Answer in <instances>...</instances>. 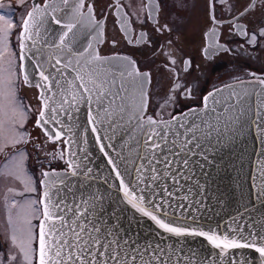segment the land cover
<instances>
[{"label": "snow or ice", "instance_id": "1", "mask_svg": "<svg viewBox=\"0 0 264 264\" xmlns=\"http://www.w3.org/2000/svg\"><path fill=\"white\" fill-rule=\"evenodd\" d=\"M185 2L186 0H178L181 7ZM62 4L67 8L65 15L51 16L52 21L65 29L59 35V43L52 45L63 53L61 57L53 61L50 54L45 60L42 50L31 56L25 52L28 47L25 41L32 40L36 34L33 29L38 25L42 26V18L46 17L49 11L55 13L58 6L48 3L41 5L37 0H33L31 10L23 18L20 25L21 31L18 34L19 59L20 61L31 60L39 76L35 86L41 89L39 99L42 106L38 113L37 126L44 129L49 140H58L63 134L55 127V125H63L60 117L66 116L71 120L73 108L78 110L80 104L87 105L88 123L92 125V132L98 131V125L107 124L104 131L111 132L112 135H105V139L112 141L118 132L127 137L120 150H116L115 146L109 143L101 144V151L107 147L115 152V158L109 156L108 152L104 154L108 157V163L119 181V188L123 192L126 203L131 205L137 213L149 218L165 233L177 237H204L220 250L218 255H227L230 249L251 248L264 258V234L249 232L246 235L239 219L234 221L236 227L231 228V232L234 233L231 236H222L212 230L205 232L176 223L180 217L184 216L187 207L185 203L178 201H186L187 196L177 197L175 193L180 191L182 180L191 178L188 175L191 157L196 154V149L203 147L202 139H211L213 133L219 131L216 124L209 119V114L219 118L215 105H219L221 101L216 99L215 93L204 97L203 114L190 109L188 113L182 114L183 119L172 117L169 121L162 118L158 121L152 116L145 117L144 86L149 73L140 72L127 57L122 58L125 61L123 65H111L110 61L88 52L92 47L90 43L83 51H74L72 45L75 42L76 32L73 30L79 31V26H82L86 19H91L93 6L89 5L87 14H83L84 0H62ZM147 4L150 19L153 18L152 13L163 9L164 0H147ZM257 8L264 10V0H261L259 4L256 0H249V4L234 19H243ZM211 19L215 21V15ZM0 21H5L8 28L14 26L10 17L0 16ZM166 27L161 26L156 30L163 31ZM168 30L171 31V29ZM229 30L247 37L246 43L253 52L258 51L261 43H264V20L253 24L251 31L239 24L229 25ZM8 37L9 32L4 30L3 40L0 42L7 45ZM211 38L212 44L204 49L206 57L219 53L221 50L231 51L225 45L215 43V29L211 33ZM140 39H143V35ZM172 63L175 64V61ZM21 71L24 72L23 64H21ZM73 73H75L74 76ZM125 77L130 78L139 92V101L133 104L131 109L125 103L128 94ZM23 82L31 83L26 72L23 74ZM260 83L264 84V80ZM210 97L213 104L211 108L208 107ZM19 103L22 126L24 113L31 111V108L30 106L24 108L22 101ZM225 103L229 106L222 111L235 113L228 123L232 126L238 125L237 130L242 129L244 126L242 118L246 115L245 97L237 95ZM46 113L48 118H45ZM23 135V133L19 134L20 139L16 143L30 142L23 140ZM97 140H100L99 136ZM65 143L68 144L69 141ZM12 147H15V143ZM2 151L3 149L0 148V152ZM17 153L23 156L19 149ZM201 155L206 158L203 152ZM60 158H63L62 153ZM68 168L69 174L59 181L63 184V189H57L51 194L49 191L43 193L46 202H41L44 203V207L36 236L37 247H32L34 226L30 217L33 215V206L36 201H31L22 206L25 209L22 223L26 240L17 245L16 236L11 237L12 244L18 249L21 259L18 261L16 255H10L7 260L0 258V264H13L14 261L17 264H33L34 257H36V264H173L170 249L162 248L159 244L138 247V242L131 239L134 233L121 232L119 209L113 208L106 218V195L98 188L96 192H90L87 198L80 197L79 201L75 196L71 199L67 195L61 196L64 190L72 192V187L65 183L69 176H80L89 180L92 178L93 170L82 163H75L70 159ZM43 175L49 177L48 172H44ZM103 182L108 183L106 178ZM88 187H91V184ZM11 206L16 207L15 204ZM173 213L177 215L173 216ZM9 224L15 227L11 218ZM175 264H181V262L177 260ZM189 264L193 262L189 261ZM221 264H225V261H221ZM226 264H247V261L236 258L233 254L228 256Z\"/></svg>", "mask_w": 264, "mask_h": 264}, {"label": "flooded vegetation", "instance_id": "2", "mask_svg": "<svg viewBox=\"0 0 264 264\" xmlns=\"http://www.w3.org/2000/svg\"><path fill=\"white\" fill-rule=\"evenodd\" d=\"M46 1L49 0H37L41 5ZM256 2L259 4L261 0ZM248 4L249 0H186L181 7L178 0H164L163 9L152 13L153 18L149 19L147 0H84L82 11L92 5V16L101 25L97 54L127 57L140 72L149 73L144 116L159 121L201 106L205 95L225 83L264 80V43L253 52L246 43L247 37L229 30V25L239 24L251 31L253 24L264 20V10L260 8L243 19H234ZM32 5L33 0H0V16L10 17L14 25L8 28L5 21H0V41L4 30L9 32L8 44L0 42V148L3 149L0 152V210L2 215H12L21 222L20 226L15 224L8 228L0 221V258L5 260L10 255H16L18 261L21 259L11 237L16 236L17 245L26 240L22 206L31 201H36L30 217L34 226L32 247L35 248L42 173L67 166L63 140H49L36 124L40 108L38 90L32 81L23 82L18 65L17 35ZM213 15L215 21L211 19ZM161 26L167 27L157 31ZM213 29L215 43L231 51L221 50L206 57L204 49L213 42ZM21 101L24 108H31L24 113L22 126ZM20 133L24 134L23 140L30 142L16 143ZM10 182L14 183L13 192Z\"/></svg>", "mask_w": 264, "mask_h": 264}, {"label": "water", "instance_id": "3", "mask_svg": "<svg viewBox=\"0 0 264 264\" xmlns=\"http://www.w3.org/2000/svg\"><path fill=\"white\" fill-rule=\"evenodd\" d=\"M46 3L54 4L58 6V9L55 13L49 11L48 15L42 18V26L38 25L33 29L36 34L32 40L25 41L28 46L25 52L31 56L42 50L45 60L51 54L54 61L55 58L61 57L63 53L58 48L52 47V45L59 43V35L65 29L52 21L51 16L63 17L67 8L62 4V0H49ZM82 13L87 14V11H82ZM73 31L76 32L75 42L72 45L74 51L81 52L90 43L92 47L88 52L99 55L96 52V45L102 35L101 25L100 23L97 25V21L94 20L93 16L90 20L86 19L82 26H79V31L76 29ZM17 36V58L19 59L20 38L19 35ZM100 57L110 61L111 65H123L125 63L122 59L124 57L118 55H103ZM21 64L24 65V72L29 75V80L35 85L39 81L35 65L29 59L24 61L19 59L18 65L22 79L24 72L21 71ZM74 75L75 73H73ZM125 80L128 88L125 103L131 109L133 104L139 101V92L135 89L130 78L125 77ZM146 82L144 94L147 86ZM37 90L38 100H40L41 89L37 88ZM210 93H215L216 99L221 101L219 105H215L218 109L219 118L217 119L209 114V119L216 124L219 131L218 133H213L211 139H202L203 147L196 149V154L191 157L188 172L191 178L182 180L180 191L175 193L177 197L187 196L186 201H178L185 203L187 207L184 211V216L180 217L176 223L201 229L205 232L212 230L222 236H231L234 235L231 232V228L236 227L234 221L239 219L246 235L249 232L264 234V84H261L259 80L247 79L225 83L214 88L205 96ZM237 95L245 97L246 109V115L242 118L244 126L239 130H237L238 125L232 126L228 123L235 114L234 111H222V109L229 106L225 102ZM204 97L201 106L183 110L172 117L183 119L182 114L188 113L190 109H195L203 114ZM49 104L52 106L51 101H49ZM41 106L40 101L39 111ZM208 107H213L211 97L208 101ZM71 111L73 117L71 120L66 116H61L60 119L63 121V125H55L63 133L60 139L64 143L67 166L64 169L43 171V173L48 172L49 177H45L42 173V178L39 182L38 199L41 212L37 220V233L44 207V203L41 202H46L43 193L49 191L51 194L57 189H63L64 186L59 181L69 174L68 161L71 159L75 163H82L91 168L93 170L92 178L89 180L80 176H69L65 183L72 187V192L64 190L61 192V196L67 195L69 199L75 196L77 201H79L80 197L87 198L90 192L94 193L98 188L100 192L106 195V218L113 208L119 209L121 232L134 233V235H131V239L138 242V247L143 248L148 244H159L162 248H168L170 249L173 264L177 260L181 264H189V261H192L193 264H221V261H225L226 264L228 256L233 254H235L236 258L247 261V264H262L264 262V258H261L251 248L230 249L227 255H218L220 250L216 249L204 237H177L165 233L149 218L137 213L131 205L126 203L123 192L119 188V181L112 171V166L108 163V157L104 154L108 152L109 156L115 158V152L107 147H105L104 151H101V144L107 145L109 143H112L116 150H120L121 145L127 139L126 135L118 132L114 139L109 141L105 139V135L110 136L112 133L104 131L107 128V124L98 125V131L92 132V125L88 123L89 110L87 105L80 104L78 110L73 108ZM45 118H48V113H46ZM38 119L37 114L36 121ZM39 128L45 135L44 129ZM97 136L100 137L99 141ZM65 141H69V143L66 144ZM201 152L206 155V158L201 155ZM105 178L108 181L107 184L103 182ZM53 181L56 182L53 183ZM89 184H91V187H88ZM172 190L175 191L174 189ZM175 215L177 214L173 213V216ZM35 243L36 248V239ZM34 264H36V257Z\"/></svg>", "mask_w": 264, "mask_h": 264}, {"label": "rangeland", "instance_id": "4", "mask_svg": "<svg viewBox=\"0 0 264 264\" xmlns=\"http://www.w3.org/2000/svg\"><path fill=\"white\" fill-rule=\"evenodd\" d=\"M9 188L11 189V192L14 191V183L13 182H10V185H9ZM26 188L30 189V185L29 184H26ZM23 212L25 213V209H23ZM0 221L3 222L4 224H6L8 226V228H11L12 225L9 224V219L11 218L14 223L17 225V226H20L21 222L18 220V218H14L12 215H2L3 214V211L0 210ZM22 214H19V217H21Z\"/></svg>", "mask_w": 264, "mask_h": 264}]
</instances>
